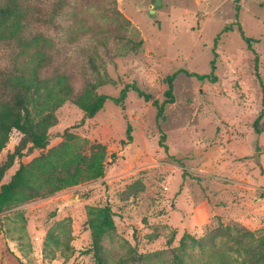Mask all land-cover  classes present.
<instances>
[{
	"label": "rangeland",
	"instance_id": "obj_1",
	"mask_svg": "<svg viewBox=\"0 0 264 264\" xmlns=\"http://www.w3.org/2000/svg\"><path fill=\"white\" fill-rule=\"evenodd\" d=\"M113 1L129 23L124 33L140 45L124 51L110 41L103 69L114 85L96 93L115 98L123 85L134 84L161 103L164 78L175 74L173 102L159 119L151 102L132 91L123 109L106 100L90 119L63 103L42 152L65 131L81 153L102 147L104 175L1 212L0 264H92L84 253L86 206H108L112 213L114 232L102 243L110 262L127 247L137 254L162 250L171 236L173 247L183 232L198 237L217 224L264 234V0H239L237 12L233 0ZM96 2L81 0L83 21L90 31L112 30L113 23L93 10ZM236 23L252 40L249 48ZM70 25L62 27L67 31ZM224 27L231 30L221 32ZM211 60L213 81L181 72L207 75ZM20 138L10 132L0 162ZM39 153L15 158L0 184Z\"/></svg>",
	"mask_w": 264,
	"mask_h": 264
},
{
	"label": "trees",
	"instance_id": "obj_2",
	"mask_svg": "<svg viewBox=\"0 0 264 264\" xmlns=\"http://www.w3.org/2000/svg\"><path fill=\"white\" fill-rule=\"evenodd\" d=\"M233 1L237 12L239 0ZM80 2L0 0V151L11 131L21 135L13 151L0 162V180L15 158L40 151L27 163H19L8 181L0 184V213L103 177L105 154L102 147L91 145L87 154L81 153L80 143L65 131L58 135L62 138L58 144L42 152L51 140L48 129L56 123L54 113L63 103L72 104L83 119H90L106 100L123 109L126 93L132 91L144 102H151L155 118L159 119L164 106L173 102L175 74L164 78L166 89L161 103L152 100L134 84L123 85L115 98L96 93L100 87L114 85L103 69L110 61L107 57L110 56L107 54L110 41L121 50L132 52L140 42L132 41L124 33L129 23L116 10L113 0H97L92 7L98 17L113 23L112 30L106 31H90L83 21L85 8ZM64 22H70V30L63 29ZM228 30L230 27H224L221 32ZM236 30L249 48L252 40L242 34L237 23ZM58 34L63 36L57 37ZM101 53L106 55L101 57ZM212 70L213 60L207 75L181 72L199 81H213ZM258 119L253 123L256 133L261 132ZM129 131L127 126L128 141ZM163 138L161 135L160 139ZM161 148L167 149L163 144ZM85 213L89 245L84 253L90 255L92 264H264V234L255 236L236 225L221 224L198 237L183 232L173 247L170 246L171 236L165 249L150 253L137 254L127 247L110 262L102 244L114 232L109 207L86 206ZM193 252L197 253L196 257L192 256Z\"/></svg>",
	"mask_w": 264,
	"mask_h": 264
},
{
	"label": "water",
	"instance_id": "obj_3",
	"mask_svg": "<svg viewBox=\"0 0 264 264\" xmlns=\"http://www.w3.org/2000/svg\"><path fill=\"white\" fill-rule=\"evenodd\" d=\"M254 161H255V163L258 162L257 155H254ZM259 169L261 170V167L260 166H259Z\"/></svg>",
	"mask_w": 264,
	"mask_h": 264
}]
</instances>
